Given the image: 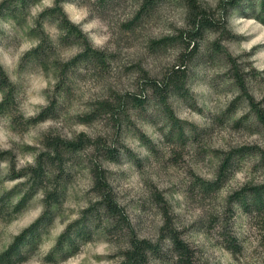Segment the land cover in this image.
I'll use <instances>...</instances> for the list:
<instances>
[{
	"label": "clouds",
	"instance_id": "1",
	"mask_svg": "<svg viewBox=\"0 0 264 264\" xmlns=\"http://www.w3.org/2000/svg\"><path fill=\"white\" fill-rule=\"evenodd\" d=\"M0 264H264V0H0Z\"/></svg>",
	"mask_w": 264,
	"mask_h": 264
}]
</instances>
